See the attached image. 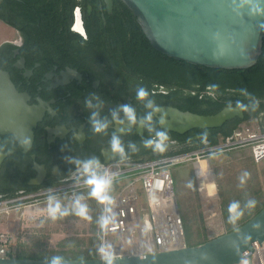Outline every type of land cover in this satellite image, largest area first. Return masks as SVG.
Masks as SVG:
<instances>
[{"label":"flooded vegetation","instance_id":"obj_1","mask_svg":"<svg viewBox=\"0 0 264 264\" xmlns=\"http://www.w3.org/2000/svg\"><path fill=\"white\" fill-rule=\"evenodd\" d=\"M15 1L21 15L19 26L0 17V52L6 48L0 68L9 73L16 89L27 96L30 109L40 107L43 112L33 128L34 140L27 152L15 136L0 133V142L5 144V137L12 136L23 154L32 160L34 176L29 184L39 189L18 198L52 191L86 177L97 171L106 158L119 159L123 150L137 151L150 143L178 144L171 135L167 139L155 134L147 136V114L153 115L163 128L159 114H155L158 107L183 110L182 100L177 105L169 100L177 90V85L172 84L174 80L159 83L151 74L147 78L128 72L123 75L109 65V56L117 53L116 40L110 35L104 40L100 22L106 27L107 17L118 18L115 0H111L110 9L107 0H59L57 14L71 10L67 19L71 25L60 24L55 31L53 0ZM95 51H100L104 58L95 55ZM204 93L215 96L211 89ZM6 158L0 168L2 173ZM35 162L40 170L35 168ZM35 178L39 183H35ZM56 180L61 182L54 184Z\"/></svg>","mask_w":264,"mask_h":264},{"label":"trees","instance_id":"obj_2","mask_svg":"<svg viewBox=\"0 0 264 264\" xmlns=\"http://www.w3.org/2000/svg\"><path fill=\"white\" fill-rule=\"evenodd\" d=\"M36 1L33 0V3ZM59 2V0H53V7L51 6L54 10L52 17L53 31L57 30L60 24H65L67 27L71 25L70 21L67 22V19L71 16V10H64L63 13L57 14L59 10L56 4ZM115 2V14L118 15V18L107 17L106 27L100 22L104 31V40L107 41L109 35L116 40L117 53L109 56L110 66L117 68L123 75L128 72L147 78L151 74L150 77L158 80L159 83H169L170 80H174L172 84L177 85V90L169 100L176 105L182 100L180 107L183 110L200 114H215L226 106H238L243 108L244 112V118L235 117L225 122L221 127L194 128L184 134L161 128L153 115L147 114L146 118L149 121L147 125L148 137L155 134L160 139H167L171 135V138H175L178 144L167 146L165 144L150 143L145 147H140L141 149H137V151L130 148L120 152L119 159H155L199 150L222 142L226 137L232 135L241 123L251 122L255 118H263L264 37L262 53L253 66L243 69H224L194 65L170 58L156 50L146 38L133 12L121 0H115ZM18 5L19 3L15 0H0V17L12 22L15 26H19L21 15L18 11ZM45 7L48 8V5ZM43 11H45L44 8ZM28 16L32 18L31 14H28ZM90 33L93 34L92 31ZM3 50V52H0L1 65H3L1 56L6 54V48ZM95 55L98 57L103 56L100 51H95ZM86 67L90 66L87 64ZM90 71L96 73L94 69H90ZM184 89H189V91L186 92ZM209 89L215 92V96L204 93ZM178 94L181 95L180 99ZM204 105L206 107H203ZM4 140H6L5 144L0 142V151L14 150V153L6 158L5 171L0 172V194H3L0 201L14 200L22 194L39 189V187L29 184L34 176L30 156L23 154L12 136H6ZM138 146L142 145L139 144ZM238 163L241 164L240 169L230 168L223 178L220 176L216 180L219 195L218 205L221 210L224 233L243 225L264 208V187L261 182L259 164L256 163L252 155L249 157L244 156ZM13 165H16V168ZM173 174L176 188V182H178V186L180 180L176 173ZM228 174L230 176H227ZM56 181L54 184L61 182ZM179 189L177 187L178 192L175 189V195L183 222L184 236L185 226L190 230L194 228L201 236L204 233L207 235L205 220L203 222L200 219L199 222H196L194 220L196 215L193 212L192 216L183 213ZM20 190H24L23 193L19 192ZM213 190L214 188L211 191ZM80 193L88 198V206L81 209L64 210L58 219L63 221L80 218L83 220L90 219L93 235L89 239L84 236L63 238L57 244L59 247H45L42 244H34L21 248L17 255L18 258L52 260L97 258L96 251L99 241L98 239L96 241L94 233L101 214V205L97 196L91 191L83 190ZM210 239L206 236L192 245H198Z\"/></svg>","mask_w":264,"mask_h":264},{"label":"water","instance_id":"obj_3","mask_svg":"<svg viewBox=\"0 0 264 264\" xmlns=\"http://www.w3.org/2000/svg\"><path fill=\"white\" fill-rule=\"evenodd\" d=\"M136 16L150 44L176 60L211 68L243 69L258 61L264 37V0H121ZM110 4L111 0H107ZM77 25L81 26L78 18ZM31 110L7 71L0 68V133L15 136L27 152L42 108ZM161 126L177 133L221 127L243 108L226 106L198 114L172 106L158 107ZM14 151H0V168ZM35 159V156H33ZM106 158L105 163L114 160ZM35 168L40 170L38 163ZM39 183L38 179H34ZM178 207V204H177ZM179 210V207H178ZM264 243V208L243 225L198 245L144 255L85 260L0 257V264H239Z\"/></svg>","mask_w":264,"mask_h":264},{"label":"built area","instance_id":"obj_4","mask_svg":"<svg viewBox=\"0 0 264 264\" xmlns=\"http://www.w3.org/2000/svg\"><path fill=\"white\" fill-rule=\"evenodd\" d=\"M238 148H249L257 162L264 159V116L241 123L232 135L216 145L155 159H114L92 174L55 190L6 202L44 199L47 195H64L72 201L83 190L92 193L99 190L98 258L112 259L178 248L185 246L186 241L177 207L173 169L187 161ZM5 248L0 246V257L12 256ZM239 264H264V243Z\"/></svg>","mask_w":264,"mask_h":264},{"label":"rangeland","instance_id":"obj_5","mask_svg":"<svg viewBox=\"0 0 264 264\" xmlns=\"http://www.w3.org/2000/svg\"><path fill=\"white\" fill-rule=\"evenodd\" d=\"M1 26L3 27V25H0V39L3 33ZM241 154H245L246 157L251 156L249 148H238L187 161L173 169L180 180L178 186V182H176L175 189L178 192L177 187L180 188L179 195L182 198L183 213L192 216L193 212L196 215L194 219L196 222H199L200 219L203 222L205 220L208 234H214L223 227L219 223L222 222V215L218 205L219 195L216 180L220 176L223 178L230 168L240 169L241 164L238 161L244 157ZM256 163L259 164L261 182L264 187V160L256 161ZM212 188H214L213 191H211ZM113 193L111 188V197ZM94 194L100 203V191L94 190ZM88 204V198L82 193L77 194L76 199L72 201L64 195H47L44 199H30L29 201H0V246L3 245L6 250L12 253L13 257H17L21 248L34 244L59 247L57 244L63 238L84 236L89 239L93 235L90 219L80 218L70 221L58 219L62 211L73 208L81 209L87 207ZM94 234L97 241L96 231ZM204 235L206 234L201 236L194 228L190 230L185 226L187 245H192L207 236ZM6 239L7 243H5Z\"/></svg>","mask_w":264,"mask_h":264},{"label":"crops","instance_id":"obj_6","mask_svg":"<svg viewBox=\"0 0 264 264\" xmlns=\"http://www.w3.org/2000/svg\"><path fill=\"white\" fill-rule=\"evenodd\" d=\"M199 162H200V160H199ZM173 173H174V171H173ZM178 178H179V176H178ZM221 221H222V219H221ZM220 223V225H222V222H219ZM223 226V225H222ZM224 233V229H223V227L220 229V231H218V232H214V234L213 233H211V234H208L207 236L209 237V239L210 238H214V237H216V236H218V235H220V234H223Z\"/></svg>","mask_w":264,"mask_h":264},{"label":"bare ground","instance_id":"obj_7","mask_svg":"<svg viewBox=\"0 0 264 264\" xmlns=\"http://www.w3.org/2000/svg\"><path fill=\"white\" fill-rule=\"evenodd\" d=\"M181 236V235H180Z\"/></svg>","mask_w":264,"mask_h":264}]
</instances>
